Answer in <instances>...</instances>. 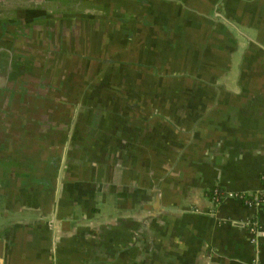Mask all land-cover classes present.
<instances>
[{"label": "crops", "instance_id": "1", "mask_svg": "<svg viewBox=\"0 0 264 264\" xmlns=\"http://www.w3.org/2000/svg\"><path fill=\"white\" fill-rule=\"evenodd\" d=\"M157 1L107 91L121 54L0 71V264H264V0ZM86 12L54 38L101 40Z\"/></svg>", "mask_w": 264, "mask_h": 264}, {"label": "rangeland", "instance_id": "2", "mask_svg": "<svg viewBox=\"0 0 264 264\" xmlns=\"http://www.w3.org/2000/svg\"><path fill=\"white\" fill-rule=\"evenodd\" d=\"M9 1H10V4H9ZM9 1L6 0V2H4L3 4H0V10H5L8 6H11V7L19 6L22 8H29V9H36V8L44 9L45 8L47 10H55V12L58 13L59 9L65 10L66 8H70L69 10L71 11H74V10H82V11L88 10L89 11L90 10V11L100 13V15L103 16V24L101 23L98 25H93L91 27V28H94L93 32H97L96 34L98 36H101V33H102L101 40L97 39V42L90 41L91 42L90 43L84 40L83 36H80L83 33L82 31L87 29L84 22L82 21L79 22L81 24L80 27L79 25H76L74 27L75 30L70 34V36H72L70 43L68 42V40H65V36H64V35H69V34L65 33L63 37H61L60 34L55 35V39H53L56 41L55 45L60 47L61 49L57 51L56 53L57 57L49 58L48 65H51L50 66L51 70L55 69V65L60 64L62 60H67L70 62L75 61L74 59L72 60L70 58V52H72L73 50L75 51L78 49H82L83 50L82 54L87 55L88 60L90 58L92 60L95 57H97V59L100 60V58L105 59V58H109V56L112 57L118 54L123 55L122 58L125 57L126 62L121 67L124 70H121L119 68V65L121 64L116 63V62L114 64H106V63L102 64L100 62H97L98 63L97 64V63L92 62L93 63L92 66L91 64H88V66H90V70L92 68V70L96 71L97 74L103 75L104 73H107V72L111 74V76L116 75V72H120V73L122 72V74L123 73L129 74L131 73L132 63L135 60H137V56H138L137 55L138 51L137 52L131 51V49L134 48L133 46L134 45L137 46L138 43H142V46L140 47L141 54L143 55V57L149 54L148 48H145V47L150 42V41L148 42V38L150 37L151 33H149V31L146 30V26H141V25L144 23L145 19L151 22L159 21L155 17V15H151V14L149 15L148 13V8L155 9L154 6L157 0H151V2L148 3V6L146 5V8L144 7L136 11L135 9L137 8L135 7V2L138 0H133V1L123 0L122 1L123 3H119V0H103V2H99L97 4L94 0L92 1L91 0H9ZM83 2H86V3H83ZM88 2L89 4H87ZM157 2H160V1H157ZM68 12L69 11H65V12L61 11V14L68 15ZM15 16L16 15H14L13 13L12 14L3 13V14H0V20L7 19V18L9 19L14 18ZM117 25H120V26H117ZM28 26H27L28 28H32V25L28 24ZM65 29L67 32H69L67 27ZM57 33H61V32H57ZM137 34H140L141 37L137 38ZM123 38H128V41L125 44L121 42V39ZM83 41H85L86 46H83ZM64 42H66L65 45L63 44ZM51 43L52 41H50L49 43H46L44 40H41V41L39 40V42L37 43L38 47L37 48L35 47V50L37 49V52L36 51L34 52L37 55L39 54V57H37V61L43 62L44 57H48L46 54L44 55V57H41V55H43L48 50V48L52 47ZM79 43H81V45ZM75 55H77V53H74V56ZM78 64H79L78 66L79 69H83L85 66L84 64H80V63ZM61 65H64V62ZM29 67L28 68L30 70H33L34 68L35 70H39V68H41V66L36 65L35 62H33V64H30ZM56 69H59V65L56 67ZM99 75L97 79L100 78ZM100 79L101 81L98 80V82L99 81L104 82L102 78ZM34 80L36 81L37 79L34 78ZM87 80L88 79H84L81 76H77L75 80V83L77 85V90H84V88H86L89 84V81ZM117 82L118 80L114 76L108 78L105 82V86H106L105 91L109 90L113 86L114 87L117 86L116 85ZM32 83H34V81H32ZM128 83L131 84V80L128 81ZM44 92H46V90ZM41 93H43L42 90H35L29 93L30 98L28 101H32L34 103L37 100L39 101L40 99L39 94L41 95ZM112 95L114 96V94ZM12 97L14 99V93L12 94ZM45 100L49 101L50 98L46 97Z\"/></svg>", "mask_w": 264, "mask_h": 264}, {"label": "flooded vegetation", "instance_id": "3", "mask_svg": "<svg viewBox=\"0 0 264 264\" xmlns=\"http://www.w3.org/2000/svg\"><path fill=\"white\" fill-rule=\"evenodd\" d=\"M122 1L123 0H119V3H123ZM140 1H142V4H148L151 2V0ZM137 5L138 3L136 1V8ZM69 9L70 8H66L65 10L59 9L58 13H56L55 10H47L45 8L29 9L19 6H8L5 10H0V14L13 13L16 15L14 18L0 20V71H6L10 74V72L14 71V69H18L19 64H21L19 67L21 72L25 71V67L22 66L25 59L33 60V62L38 65L37 57H39V54L37 55L34 52H37L35 47H38L37 43L39 40H44L46 43L52 41V47L48 48V50L41 55V57L45 54L48 57H54L60 47L55 45L56 41L53 40L55 39L53 33L60 32L58 28H60L59 25L61 24V20L64 19L62 17H71V15L68 16L61 14V11H69L68 14H72V16L78 19L84 17L88 18L92 15L86 11H71ZM28 24L32 25V28H28L30 27ZM41 30H44V36L41 35ZM61 37H63V35H61ZM63 44L65 45V42ZM50 69L51 68L49 66L39 70H35L34 68L31 72H41V70L48 72ZM51 72L58 75L61 73V69H53Z\"/></svg>", "mask_w": 264, "mask_h": 264}, {"label": "trees", "instance_id": "4", "mask_svg": "<svg viewBox=\"0 0 264 264\" xmlns=\"http://www.w3.org/2000/svg\"><path fill=\"white\" fill-rule=\"evenodd\" d=\"M262 180H263V184H264V174L262 175ZM262 192L263 191H260V198L262 197ZM209 195L211 196V197H213V198H222V194H221V192H220V189L219 188H214V189H212V190H210L209 191ZM239 196H241V197H243V199H247L246 198V195H243V194H239Z\"/></svg>", "mask_w": 264, "mask_h": 264}, {"label": "built area", "instance_id": "5", "mask_svg": "<svg viewBox=\"0 0 264 264\" xmlns=\"http://www.w3.org/2000/svg\"><path fill=\"white\" fill-rule=\"evenodd\" d=\"M262 197L260 198V194L256 195L254 203L261 204L264 206V189L262 190ZM240 197V196H239Z\"/></svg>", "mask_w": 264, "mask_h": 264}]
</instances>
